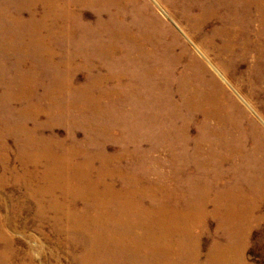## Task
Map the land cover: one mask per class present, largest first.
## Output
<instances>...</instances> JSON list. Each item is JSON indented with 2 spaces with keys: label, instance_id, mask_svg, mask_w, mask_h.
Here are the masks:
<instances>
[{
  "label": "rangeland",
  "instance_id": "374dc122",
  "mask_svg": "<svg viewBox=\"0 0 264 264\" xmlns=\"http://www.w3.org/2000/svg\"><path fill=\"white\" fill-rule=\"evenodd\" d=\"M97 1L101 3L86 6L81 5L80 0H0V143L6 142L7 146L6 151L0 148V250L16 252L15 262L23 264H76L72 258L82 251L74 246L81 239L72 237L75 240L70 243L71 240L68 241L64 234L55 231V215L46 207L47 197L36 202L27 195L17 157L15 133L18 127L27 126L30 130L27 139L30 148L36 146L40 150L47 149L52 146L49 144L52 139H69L74 135L76 140L82 142V149L89 148L83 142L90 139L94 149L102 144L110 156L126 154L121 159L114 158L113 165H122L121 169L126 176L137 178L144 188L150 186L154 190L147 194L152 193L150 198L145 197L146 195L135 197L144 208L154 206V220L164 223L163 227H156L152 232L159 237L160 249L163 241L178 236L183 245L179 244L181 248L174 255L170 253L173 262L181 264L195 259L194 252L190 251L194 255V258H190L189 250L184 246L192 241L195 245H201V258L196 264H205L209 246L217 238L213 235L217 221L210 217L211 198L203 201L198 194V125L203 118L202 113L198 112L204 103V100L201 102L202 98L212 94L214 85L212 82L207 84L204 88L207 93L186 87L187 103L182 102L183 106L171 109L168 116L167 108L161 102L157 101L156 104L154 101L157 97L164 101L168 92L160 87L155 88V91L139 87L136 64L131 66L128 62H122V51L126 47H137L148 52L151 50V42L144 39V36L149 35L146 26L125 10L120 11L117 17L114 16V20L106 21L107 18L104 17L102 21L108 27L104 29L101 19L94 21V18L112 10V5H105V0ZM187 1L192 6L193 14H199L200 8L196 1ZM183 2L184 0H134V6L140 7L146 3L148 11L145 9L144 14L161 23V33L167 32L162 37L152 36L156 43L158 40L160 43L156 45L158 53L147 62L148 66L154 67L159 80L161 77L166 79L165 72H171L172 76L168 77H171L172 89L177 88L180 76L184 73L195 72L199 77H213L226 98L242 108L264 132V82L258 80L255 70L259 62L256 49L258 23L254 22L250 33L248 32L251 47L245 50L242 38L247 35L243 37L240 32L243 30L242 25L236 23L233 33L234 43L237 45L232 54L223 56L224 69L220 70L227 84L209 63L210 61L217 66L219 62L216 50L224 38L214 35L221 28V22L212 14L204 22L184 20L179 16ZM251 10L255 16L256 11ZM262 11L264 13V8ZM221 13V9H216L215 14ZM122 31L128 35L123 44L118 38ZM106 40L110 41L108 46L117 49V53L112 55L104 50ZM169 41L175 42L171 49L176 57L172 59L173 63L169 62L170 66L160 56L163 45ZM261 42L264 44V37ZM96 48L101 49V52H95ZM242 53L245 54L243 59L239 57ZM137 64L141 66L139 61ZM198 76H195L196 80H191L192 86L199 80ZM119 77L124 78L125 87L117 85ZM103 80H108L106 85L102 84ZM90 84L102 91L118 90H115L117 95L101 101L95 96H89L86 109L81 113L87 118H94L91 114L93 112H90V104L104 109V117L96 119L98 125L105 128L104 134L90 131L88 124L78 120L81 114H73L75 126L65 120V117L72 119V115L68 113L70 107H82V97L91 95V90L88 91L87 87ZM199 84L198 81V88ZM173 93L176 94L177 101L182 100L179 92ZM134 94L141 98L135 99ZM28 113L35 114L31 118ZM107 113L108 118L104 121ZM71 129L74 134H70ZM244 129L248 130L246 124ZM127 154L134 159H129ZM149 155L163 165L160 167L150 164ZM171 161L181 162V166L176 167L180 169L172 171L173 179L170 176ZM42 170V166L37 169L38 172ZM162 183L176 190H183L184 197L165 200L162 198ZM42 185L35 180L31 182L32 189ZM219 185L224 186L225 181L221 179ZM262 193L257 212L264 214V184ZM212 194L213 192L211 196ZM55 197L60 201L59 193ZM205 203L210 205V209H203ZM168 205L174 209V217L166 216L165 206ZM74 209L80 210L81 205H76ZM169 223H172L174 229H168L172 228ZM250 224L243 248L244 261L247 264H264V221H251ZM63 225L61 220L58 226ZM187 229H192L187 233L190 237L184 234ZM117 233L126 234L113 232ZM139 233L140 231L134 235L140 236ZM79 237L83 239L85 235ZM221 239L228 240L222 233L220 241ZM127 257V262L131 264L138 262L133 261L136 257L133 253H128ZM119 258L125 260L126 256L124 258L119 255ZM137 258L139 259L138 256ZM153 258L156 263L163 264L162 260L165 261L157 252L153 254ZM150 259L153 260L151 256Z\"/></svg>",
  "mask_w": 264,
  "mask_h": 264
},
{
  "label": "bare ground",
  "instance_id": "6f19581e",
  "mask_svg": "<svg viewBox=\"0 0 264 264\" xmlns=\"http://www.w3.org/2000/svg\"><path fill=\"white\" fill-rule=\"evenodd\" d=\"M107 1L105 0V5H112V10L103 12L99 18H96V16L94 18V21L101 19V25H103L104 29L108 28L102 21L104 17L107 18L105 19L106 21L114 20V16L117 17L120 11L125 10L132 13L139 22H143L146 26L149 35L144 36V39L148 43L151 42L152 46L149 45L151 46V50L148 52L142 51L141 48L137 47H132L131 49L126 47L122 51L124 53L122 62H128L131 66L136 64L139 87L146 88V90L151 89L152 91L160 87L168 92L164 99L165 102L159 97L154 99L156 104L161 102L167 108L166 112L168 116L171 109L183 106L188 100L186 87L207 93L204 88L207 87L209 82L213 83L212 94L207 96V98H202L201 102L204 100V103L198 112L202 113L201 116L203 117L200 125H198V194L199 198L203 201L206 198H211V209L209 208L210 205L206 203L203 209H210V217L217 221V226L214 228L213 233L217 238L209 246L205 264H247L243 258V248L247 242L249 224L251 221H264V214L257 212L259 210L258 203L263 197L264 132L242 108L237 107L234 101L226 98L223 91L218 87V82L213 77H199L195 72L184 73L180 76V82H178L176 89L171 88V77H168L172 76L171 72L169 74L165 72L166 79H162L161 77L159 80L154 73V67L148 66L147 62L158 53L156 45L158 42L160 43L158 38L156 43L155 39H152V36L162 37L167 32L163 31L161 33L159 31L161 23L152 16L148 15L147 17L144 14L145 9L148 11L146 3L138 7L139 5H133L134 0ZM195 1L200 8L199 14L194 15L192 6L187 0H184V6L179 16L186 21L198 23V21H206L208 16L212 14L214 15L213 17H217L221 22V28H218L215 32L216 35H214V37L223 36L224 38L223 43L216 50L219 62L217 66H214L210 61L209 63L218 76L227 84L226 78L221 73L224 69L222 58L225 55L232 54L235 50L237 44L234 43L233 29L236 28V23L242 25L243 30H240V32L243 37L244 35L248 36L242 38L243 50L251 47L248 32L250 33L254 22L258 23L259 29L256 32L258 44L256 49L258 50L259 62L258 64L256 63L255 70L258 74V80L264 82V44L261 42V39L264 37V13L262 11L264 0ZM95 2L101 3L97 0H80V4L86 6H94ZM113 7L118 9H113ZM218 8L222 10L220 15L215 14ZM251 9L256 11L255 16L252 15ZM115 12H118V14H115ZM109 13L112 14L109 15ZM173 15L175 16L174 13ZM104 32L108 35H113V33ZM101 38H103V33ZM118 38L122 40L120 43L123 44L128 35L123 32L119 34ZM108 42L110 41H105L104 50L112 55L117 53V49L107 45ZM174 43L173 41H169L163 45V50H160L161 59L169 66V62H172V59L176 58L171 49ZM94 50L97 53L101 52L99 48ZM239 57L243 59L245 58V54L242 53ZM138 61L141 66L137 64ZM201 71L203 72V69ZM195 76H198L200 88L196 86V84L198 85V81L194 82L192 86L191 80H196ZM103 81L102 84L106 85L108 80ZM117 85L125 87L124 78L119 77ZM87 87L88 91L91 90V95L82 97L84 101L82 102L83 106H72L68 110V113L72 115V119L65 117V120L70 125L75 126L73 114L77 113L79 115L86 109V102H88L89 96H95L101 101V99L104 100L117 95L118 91L117 89H115L117 91L114 89L102 91L93 84ZM173 91L179 92L182 100L177 101L175 99L176 94ZM133 97L135 99L141 98L138 94H134ZM242 101L248 106L243 99ZM182 102L184 103L181 104ZM90 106V112H93L91 114L95 116V119L87 118L83 113L81 114L82 117L79 115L78 120L88 124V129L92 132L106 133L105 128L100 127L96 120H101L104 117V109L99 107V105L90 104ZM34 114L28 113L31 118H33ZM25 115L27 116L26 113ZM131 116L135 117V114ZM107 118L108 113L104 121ZM68 123H66L67 126H69ZM245 124L248 126V130L244 129ZM15 133L18 143L17 157L22 169V179L25 181L28 191L27 195L36 202L43 197H47L48 203L46 207L55 215V231L64 234L68 241L71 240L70 243L74 242L75 239L73 238L83 241L78 240L79 244L74 245L78 246L82 251L80 255L72 258L73 262L76 264H131L127 262V254L133 253L136 256L133 261H138L135 264H160L159 262L156 263L157 261L153 258V254L157 252L160 258L165 259V261L162 260L163 264H176L173 262L174 259L170 253L174 255L180 250V245H183L182 241L178 236L175 239H171L170 237L163 241V246L160 249L159 237L152 232L155 231L156 227H163L164 223H158L154 220L152 215V208H155L154 206L144 208L141 205V201L136 198V195H146L145 197L150 198L152 193L147 194L154 190L149 185V188H144L136 180L137 178L126 176L124 170L121 169L122 165L117 167L113 165L114 158L121 159L126 154L120 153L119 156H110L105 151V148L102 147V144L97 149H94L90 139H86L83 142L89 148L82 149L80 148L82 142L76 140V137H73L74 135H71L69 139H52L49 143L52 146L40 150L36 146L30 148L27 142L30 130L27 126L18 127ZM71 133L74 134L72 129ZM0 148L6 151V142L5 144L0 143ZM127 156L129 159H134L128 154ZM148 160L150 164L155 166L161 167L163 165L158 159H152L150 155L148 156ZM180 163L171 161L170 176L172 179L174 176L172 171L176 170L175 172H177V169L180 168L176 167H180ZM40 166L43 167V170L38 172L37 169ZM103 167L104 170H102ZM144 176L147 180V174ZM176 177L178 178V175ZM171 178L170 181H172ZM221 179L225 181L224 186L219 185ZM34 180L43 185L37 189H32L31 182ZM182 191L163 184L162 198L168 200L177 198L178 196L184 197ZM211 192H213L212 196ZM56 193H59L61 197L60 201L56 199ZM76 205H81V209H74ZM165 208L167 210L166 216L174 217V209L169 205L165 206ZM60 219L64 222L62 227L58 226L61 221ZM169 225L172 228L168 227V229H174L172 223H169ZM191 230H185L184 234L190 237L187 233ZM115 231L126 234H113ZM138 231L141 233H139L140 236L134 235ZM221 233L228 240L225 239L223 241L221 239L220 241ZM81 235H85V238H80L79 236ZM184 246H186L187 251L189 250L190 258H194L195 255V261L187 260L181 264H196L197 260L199 262L201 258V245H195L192 241H189ZM190 251H193L194 255ZM119 255L124 258L126 256L125 260L119 258ZM16 256V252L12 250H0V264H23L15 262L14 258ZM150 256L153 260L150 259Z\"/></svg>",
  "mask_w": 264,
  "mask_h": 264
}]
</instances>
